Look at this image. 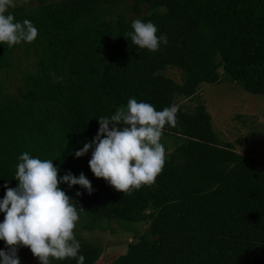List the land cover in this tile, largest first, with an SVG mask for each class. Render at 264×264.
<instances>
[{"label":"trees","instance_id":"trees-1","mask_svg":"<svg viewBox=\"0 0 264 264\" xmlns=\"http://www.w3.org/2000/svg\"><path fill=\"white\" fill-rule=\"evenodd\" d=\"M10 12L38 35L0 45V198L29 152L53 160L58 176L70 170L91 181V195L59 185L83 209L74 232L85 264H98L102 250L78 232L110 230L112 221L133 241L111 264H264V163L222 141L203 102L178 104L224 81L264 95V0H17ZM136 19L153 22L167 45L138 49L128 36ZM129 98L179 109L161 137L166 154L164 138L176 142L161 173L130 194L94 177L91 150L73 154L95 136L97 119Z\"/></svg>","mask_w":264,"mask_h":264},{"label":"clouds","instance_id":"clouds-1","mask_svg":"<svg viewBox=\"0 0 264 264\" xmlns=\"http://www.w3.org/2000/svg\"><path fill=\"white\" fill-rule=\"evenodd\" d=\"M25 3L28 0H24ZM17 0H0V45L15 46L33 42L38 29L29 19L17 21L10 9ZM133 31L128 33L138 49L156 52L167 45V34L157 35L158 28L140 19L132 21ZM179 109L175 104L156 110L154 105L129 98L125 108L110 117L97 119L95 136L75 151L74 157L85 156L91 150L88 166L96 178H103L114 190L131 193L142 186L155 183L165 160V147L161 137L165 126L175 127ZM14 180L15 187L5 183V194L0 198V264H20L17 246L30 249L39 264L52 260L75 259L85 264L81 254L76 228L80 216L77 204L59 185L68 189L80 186L88 195L94 192L91 181L81 172L70 170L58 176L59 167L53 160L33 157L29 152L19 156ZM76 196L82 195L77 191Z\"/></svg>","mask_w":264,"mask_h":264},{"label":"rangeland","instance_id":"rangeland-1","mask_svg":"<svg viewBox=\"0 0 264 264\" xmlns=\"http://www.w3.org/2000/svg\"><path fill=\"white\" fill-rule=\"evenodd\" d=\"M28 2L37 4V0ZM33 61L32 56L27 58V64ZM219 72L222 74V69ZM165 74L177 82L180 81V71L177 69L169 67ZM199 102H203L211 114L213 128L222 141L233 143L236 151L242 155L254 157L258 166L264 163V95L247 92L235 82L224 81L220 84H202L195 98L181 97L178 100V104L184 109H193ZM164 144L168 146L166 155H169L176 142L164 138ZM116 222H109L110 230L97 228L78 232L101 248L102 258L98 264H111L125 252L128 242L133 241L132 232L121 230ZM141 228L144 230L145 225ZM3 250H7L5 244ZM17 255L20 264H39L27 247L17 246Z\"/></svg>","mask_w":264,"mask_h":264}]
</instances>
